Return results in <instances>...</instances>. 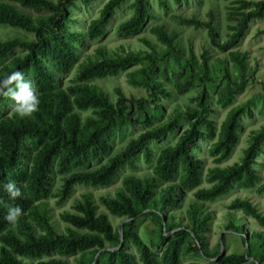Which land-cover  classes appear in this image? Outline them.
Returning a JSON list of instances; mask_svg holds the SVG:
<instances>
[{
	"label": "trees",
	"instance_id": "16d2710c",
	"mask_svg": "<svg viewBox=\"0 0 264 264\" xmlns=\"http://www.w3.org/2000/svg\"><path fill=\"white\" fill-rule=\"evenodd\" d=\"M123 1L106 0L96 17L83 29H76L69 9L78 2L87 6L91 0H0V27L32 34V38H0V77L22 71L35 84L41 99L39 111L21 119L11 110V102L0 98V264H209L203 259L213 260L212 264H264V215L247 198L230 201L225 223L226 229L241 236L245 253L218 257L225 233L212 248L204 236L212 220L205 203L234 187L253 188L260 178L256 165L264 143V124L250 132L238 161L217 165L237 143L241 118L251 115V101L231 107L217 128L210 117L214 110L209 89L215 90L216 104L226 108L245 88L253 73L246 70L247 52L232 47L250 22L264 17V0H231L223 41L214 28L213 11L206 19L169 15L178 25L205 29L210 45L227 51L226 58L216 56L209 62L207 52L199 58L191 44L184 54L174 30L153 24L148 30L155 42L143 36L139 38L142 48L118 51L99 44L78 62L79 47L85 40L105 34ZM157 2L167 15L166 0ZM129 7L131 15L117 26L119 35L137 34L155 18L146 0H132ZM259 34H264V29ZM15 48L22 51L7 57ZM74 66L70 83L61 86L59 77ZM122 71L127 83L143 88L145 96L127 97L116 87L113 100L96 82ZM191 90L197 91L190 98L193 104L165 112L162 100H169L172 92L183 95ZM182 121L186 126L175 142L154 154L150 142L174 132ZM136 125L146 127L110 154L113 138ZM205 140H209L206 152L216 165L207 169L209 186L198 187L203 160L197 150ZM104 156V162L91 165ZM142 158L151 163L150 171L126 173L113 194L99 196L105 211L98 208L92 192L83 191L73 200L72 209L59 212L61 227L53 218L48 198L58 197L60 204L76 185L109 186L123 167L134 169ZM55 174L61 178L56 192L52 190ZM8 181L22 187V198L9 199L3 191ZM255 190L264 192V182ZM190 191L191 198L185 201L184 193ZM11 204L23 209L13 225L4 220ZM108 214L123 221L115 227ZM141 218L150 219L156 227L152 246L137 231ZM246 218L255 220L262 229L246 231ZM160 242L163 245L157 252L153 246ZM182 258L191 260L182 263Z\"/></svg>",
	"mask_w": 264,
	"mask_h": 264
},
{
	"label": "rangeland",
	"instance_id": "374dc122",
	"mask_svg": "<svg viewBox=\"0 0 264 264\" xmlns=\"http://www.w3.org/2000/svg\"><path fill=\"white\" fill-rule=\"evenodd\" d=\"M106 0H91L87 6L82 5L78 2L76 7H71L69 12L74 16L76 23L72 24L73 28L83 29L88 21L97 16L99 9ZM151 13L154 15V19L148 20L145 27L137 34L134 35H119L117 33V26L119 23L127 19L132 10L129 7L132 0H124L120 8L116 9L112 15L111 21L108 24L105 34L94 40H85L79 47V58L78 62H81L91 55L94 49L102 44L109 50L118 51L121 48L125 50H138L143 47L142 42L139 40L140 37H147L151 41L155 42L154 36L149 32V27L153 24H164L168 29L174 30L180 39V44L183 47L184 54H187L188 45H192L193 50L197 57L206 51L207 55L210 56L209 62L213 61L216 56L226 58L227 51H220L212 47L208 41L205 29H194L192 27H186L176 24L169 15L178 14L183 16H196L200 19H206L207 13L213 11L214 13V28L218 33V37L221 41L225 40L227 34V21L225 15L227 12V6L231 0H166L169 11L166 15L162 7L159 6L157 0H146ZM264 29V17L261 19H255L250 22L239 38L236 45L232 49H238L240 51L247 52V71L252 69L253 73L249 76L245 88L237 92L234 96V100L231 105L226 108H221L215 102L216 93L215 90L209 89V103L213 108L214 112L210 114V117L215 121L218 128L222 120L225 118L228 110L236 105L243 104L247 101H251L250 105V116H243L241 118L242 129L238 132V140L233 147L230 155L220 162L219 166H228L238 161L242 155V151L248 145L249 134L252 130L258 129L264 124V34H259V31ZM20 36L22 38H32V34L22 31L21 29H15L8 26L0 27V38H6L7 36ZM22 49L15 48L7 57L14 53L20 52ZM228 66L230 62H227ZM76 71L74 66L67 74L59 77L60 85L66 86L70 83ZM101 87H103L111 96V99L115 100L114 89L120 87L122 92L127 96L141 97L145 96V90L141 87H133L126 81L125 71L120 72L117 76L107 77L104 79L96 80ZM197 91L191 90L183 95H177L172 92L169 100H162L165 112L168 113L175 106L183 108L185 104H193L190 102V98L196 96ZM186 126V121L180 123V127L174 132L169 133L160 141L150 142V146L153 149L154 154L158 150L167 145L175 142L178 133ZM146 125H136L133 127L124 128L118 133L111 142L110 154H114L119 151L130 138L135 137L140 131H142ZM200 148L197 150L198 156L203 160L202 174L198 187H207L209 184L205 180L207 169L216 165L212 158L207 154L206 148L209 144V140H205L199 143ZM262 152L257 158V169L259 171V181L253 188H239L234 187L227 194L218 197L213 202H207L206 207L212 213V220L209 225V229L205 232L204 236L209 248L216 246L220 243L222 233H225V244H221V248L224 254L229 253H245L246 244L241 239V236L233 231L228 230L225 227L226 213L228 212L227 205L234 198H247L249 199L258 210L264 215V192L257 193L255 187L264 182V143L261 146ZM107 156L101 157L96 162H93L92 166H97L104 162ZM151 163H147L143 158L137 163L136 168L131 169L129 166L123 167L115 176L113 182L109 186H90V185H76L73 188L71 195L66 198L62 203L58 204V197H50L47 199L48 206L51 209L52 216L61 227V222L58 219V214L62 210L72 209V203L75 198L80 196L83 191H90L93 193L98 208L105 211V208L98 202V197L105 194H113L114 189L121 185V180L124 174L129 172L142 173L150 171ZM61 184V178L58 174L54 175L53 189L56 192ZM191 192H185L184 200L191 198ZM240 214L239 211L236 212ZM110 221L113 226L117 227L123 221L122 217H117L108 214ZM127 221V220H124ZM249 228L260 230L262 229L255 220L246 218L244 220V229L249 231ZM156 229L155 225L150 219H139L137 231L144 240V242L151 245V241L154 239L153 231ZM172 232L167 233V236L171 235ZM163 242L153 246V249L157 252L160 251ZM220 248V250H221ZM131 252H135L133 246L129 244ZM71 258V257H68ZM191 259L182 258V263L187 262ZM252 260V258H248ZM206 261L209 264L213 263V260H201ZM258 264V263H257Z\"/></svg>",
	"mask_w": 264,
	"mask_h": 264
},
{
	"label": "clouds",
	"instance_id": "9594fccd",
	"mask_svg": "<svg viewBox=\"0 0 264 264\" xmlns=\"http://www.w3.org/2000/svg\"><path fill=\"white\" fill-rule=\"evenodd\" d=\"M0 98L11 102V110L14 115L24 119L30 118L39 111L41 104L40 94L35 84L27 79L20 70L12 71L0 77ZM3 191L9 199L16 201L24 196L22 187L15 181H8L3 185ZM23 214L19 205L11 204L7 207L4 220L13 225Z\"/></svg>",
	"mask_w": 264,
	"mask_h": 264
},
{
	"label": "water",
	"instance_id": "95a60500",
	"mask_svg": "<svg viewBox=\"0 0 264 264\" xmlns=\"http://www.w3.org/2000/svg\"><path fill=\"white\" fill-rule=\"evenodd\" d=\"M120 235H121V244H122V242H123V235H122V232L120 233ZM221 255H224V252H223L222 248H221V250H220V254H219L218 257H220Z\"/></svg>",
	"mask_w": 264,
	"mask_h": 264
}]
</instances>
